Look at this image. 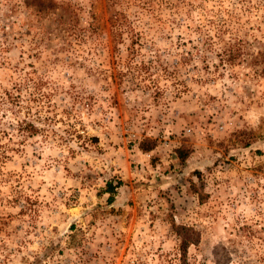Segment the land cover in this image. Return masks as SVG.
Wrapping results in <instances>:
<instances>
[{
    "label": "rangeland",
    "instance_id": "rangeland-1",
    "mask_svg": "<svg viewBox=\"0 0 264 264\" xmlns=\"http://www.w3.org/2000/svg\"><path fill=\"white\" fill-rule=\"evenodd\" d=\"M172 225L264 264V0H0V264H181Z\"/></svg>",
    "mask_w": 264,
    "mask_h": 264
},
{
    "label": "trees",
    "instance_id": "trees-1",
    "mask_svg": "<svg viewBox=\"0 0 264 264\" xmlns=\"http://www.w3.org/2000/svg\"><path fill=\"white\" fill-rule=\"evenodd\" d=\"M141 150H148L151 147H140ZM177 156L180 160H183L185 158V155L183 153H181V150L177 151ZM117 184H120L119 181L117 182ZM114 186L111 185V183L107 182L106 183V188L105 190L109 193H112L114 190ZM111 196L108 197V200H110ZM173 228L176 230V233L178 234L179 238H180V250H181V264H185V257H184V250L186 249L187 245H189L190 243H192V239L189 235V232H191L190 229L180 226V225H172ZM182 231H184L185 233L182 234Z\"/></svg>",
    "mask_w": 264,
    "mask_h": 264
}]
</instances>
